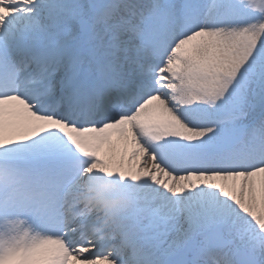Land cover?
<instances>
[{"label": "snow or ice", "instance_id": "6c2138e0", "mask_svg": "<svg viewBox=\"0 0 264 264\" xmlns=\"http://www.w3.org/2000/svg\"><path fill=\"white\" fill-rule=\"evenodd\" d=\"M0 264H264V0H0Z\"/></svg>", "mask_w": 264, "mask_h": 264}]
</instances>
